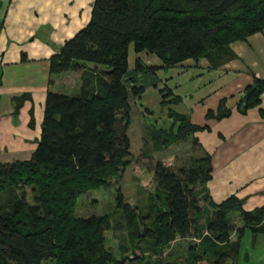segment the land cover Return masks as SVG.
I'll return each instance as SVG.
<instances>
[{
  "label": "trees",
  "instance_id": "1",
  "mask_svg": "<svg viewBox=\"0 0 264 264\" xmlns=\"http://www.w3.org/2000/svg\"><path fill=\"white\" fill-rule=\"evenodd\" d=\"M262 31L264 0H93L85 26L49 56L48 72H77L84 63L104 71L94 87L76 96L47 92L40 135L30 158L0 163V264H125L105 248L103 233L109 229L110 216L79 218L74 209L80 195L105 187L129 163L130 103L143 89L125 86L131 80L124 79L127 48L152 55L160 63L157 68L142 67L135 60L136 70L153 72L199 59L216 69L233 58L229 44ZM263 92L264 78L251 76L236 110L245 113L257 107ZM159 94L160 106L179 101L165 88ZM228 114L218 109L215 115L207 111L205 116L220 119ZM166 118L167 129L151 131L154 151L188 138L198 146L193 136L204 128L171 110L166 111ZM150 171L154 193L148 196L149 227L140 230L134 212L115 191V206L123 212L130 246L146 238L153 254L161 257L176 239L200 237L205 232L200 243L215 254L220 245L222 262L228 247L235 253L244 229L264 236V203L245 211L233 195L218 203L210 200L205 189L211 173L207 154L174 169L156 161ZM233 215L241 226L234 229L237 238L230 242ZM186 259V264H195L200 258L196 260L190 251Z\"/></svg>",
  "mask_w": 264,
  "mask_h": 264
},
{
  "label": "crops",
  "instance_id": "2",
  "mask_svg": "<svg viewBox=\"0 0 264 264\" xmlns=\"http://www.w3.org/2000/svg\"><path fill=\"white\" fill-rule=\"evenodd\" d=\"M92 1L0 0V163L30 158L47 92L76 96L94 87L104 71L84 63L77 72H48L49 56L88 22ZM228 51L233 58L216 69L199 59L149 72L134 69V61L156 68L159 61L144 52L134 53L129 46L124 79H131L126 87L143 89L138 99L150 94V102L165 109L163 118L171 110L204 128L193 137L198 157H210V179L205 184L210 200L218 203L233 195L242 201L243 210L250 211L264 203V92L258 106L245 113L236 110V103L251 76L264 78V31L229 44ZM164 88L179 101L160 106L159 91ZM218 109L229 114L206 118L207 111L215 115Z\"/></svg>",
  "mask_w": 264,
  "mask_h": 264
},
{
  "label": "rangeland",
  "instance_id": "3",
  "mask_svg": "<svg viewBox=\"0 0 264 264\" xmlns=\"http://www.w3.org/2000/svg\"><path fill=\"white\" fill-rule=\"evenodd\" d=\"M132 61H130V67ZM150 94L145 93L142 98L134 99L130 103L129 124L126 128V136L129 140L128 165L120 175L109 179V184L105 187L80 195L76 200L74 216L87 218L89 216L109 215V229L103 233L105 248L117 260L124 259L125 264H186L190 251L194 252L195 264H264V236L252 234L248 229H244L237 240L238 246L235 253L230 252V247L226 250V257L222 262L218 259L221 246L217 245L216 254L207 245L200 243V237L176 239L163 250L161 257L153 254L148 239H143L140 243L130 246L124 228L123 212L116 209L115 191L119 190L122 203L126 204L129 210L135 214L140 230L149 227L150 217L149 198L154 193V184L151 167L156 162H161L169 168H176L180 165L188 166L191 159L198 158V152L191 143V138L170 145L166 150L154 151L150 143L151 131L165 130L169 126V120L163 118L165 109L159 108L154 102L149 100ZM144 105V106H143ZM143 108L150 111L145 113ZM168 120V121H167ZM28 194L27 188L23 189ZM22 192L19 190L18 193ZM29 202V197L27 198ZM198 206L203 207L202 201ZM136 215H138L136 217ZM140 216L142 224L140 222ZM230 225L232 231L229 239L235 241L237 236L234 229L241 226L237 215L231 217ZM194 248V250L189 249ZM41 264H54L52 261H45Z\"/></svg>",
  "mask_w": 264,
  "mask_h": 264
}]
</instances>
